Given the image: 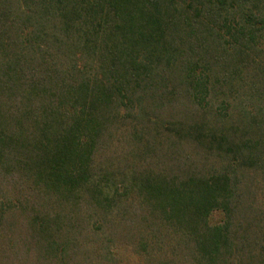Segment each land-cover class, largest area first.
<instances>
[{
    "label": "trees",
    "instance_id": "trees-1",
    "mask_svg": "<svg viewBox=\"0 0 264 264\" xmlns=\"http://www.w3.org/2000/svg\"><path fill=\"white\" fill-rule=\"evenodd\" d=\"M119 263L264 264V0H0V264Z\"/></svg>",
    "mask_w": 264,
    "mask_h": 264
},
{
    "label": "rangeland",
    "instance_id": "rangeland-1",
    "mask_svg": "<svg viewBox=\"0 0 264 264\" xmlns=\"http://www.w3.org/2000/svg\"><path fill=\"white\" fill-rule=\"evenodd\" d=\"M215 106H218V104H217V103L214 104V107H215ZM231 109H233V108H231ZM223 218H224V216H223L222 214H220V213H216V214H213V215L211 216V222H212V223H220V222L223 221ZM122 250H123V251H122L121 253L124 254V255H123V258H122V261H124V263H129V262H125V261H126L127 258H128L127 253L129 254L130 251L125 252V249H123V248H122ZM119 264H121V263H119Z\"/></svg>",
    "mask_w": 264,
    "mask_h": 264
}]
</instances>
